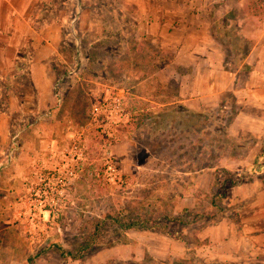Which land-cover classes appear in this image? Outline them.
Wrapping results in <instances>:
<instances>
[{"label":"rangeland","instance_id":"1","mask_svg":"<svg viewBox=\"0 0 264 264\" xmlns=\"http://www.w3.org/2000/svg\"><path fill=\"white\" fill-rule=\"evenodd\" d=\"M251 3L259 5V22L255 23L262 28L264 0H246L253 13ZM74 6L77 12L68 24V47L58 56L60 63L56 61L58 80L54 83L53 104L28 114L24 120L14 115V150L3 160L7 164L0 170V264H27L29 256L31 264H195V253H186L183 258L160 253H151L155 257L149 253L116 255L98 253L110 247L94 246L79 261L69 256L62 259L54 250V244H58L65 252L76 253L95 219L106 221L102 229L104 243H111L119 229L106 219V213H144L157 218L173 212L186 195L198 196L193 214L205 211L215 215L212 220L217 218L216 211L207 207L216 191L214 178L209 183L205 176L197 178L202 171L183 170L200 157V149L196 150L194 144L215 146L221 134L210 132L208 127L201 134L181 131L180 115L165 116V111L182 109L180 104L159 105L167 89L153 74L170 59V52L161 53L154 39L137 37L134 24L128 21L123 27L118 14L107 7L91 6L82 11L77 0ZM231 38V45L239 43L242 51L248 49L249 43L239 36ZM168 42L171 45L172 38ZM72 45L76 55L71 52ZM33 102L29 97L28 109ZM209 112L204 111L201 117L206 124L211 121ZM233 138L243 139L246 144L254 139L248 133ZM238 148L225 145L219 151L222 158L232 152L245 158L250 149L244 153V148ZM17 162L26 169L25 185L14 192L18 182L11 176L16 173L14 168L18 169ZM213 164L218 165V159ZM225 199L226 195L220 201L224 203ZM175 215L184 221L192 217L182 210ZM209 222V218L199 217L197 226ZM193 228L192 224H178L170 233L182 234L196 244L200 241L190 232ZM133 231L122 232L115 238L120 242L114 246L134 238L127 234ZM190 250L195 252L193 246ZM136 254L142 257L137 260Z\"/></svg>","mask_w":264,"mask_h":264},{"label":"crops","instance_id":"2","mask_svg":"<svg viewBox=\"0 0 264 264\" xmlns=\"http://www.w3.org/2000/svg\"><path fill=\"white\" fill-rule=\"evenodd\" d=\"M77 1L82 11L85 7L99 8L101 2ZM107 1L114 11L134 24L137 37L156 40L161 53L170 52L172 55L153 74L156 81L167 89L166 97L159 99L160 106L180 104L190 111L204 112L216 109L226 97H232L236 112L228 126L229 134L240 137L242 133H263L264 27L256 26L259 17L250 12L246 0ZM75 9L74 0L60 3L57 0H0V170L7 164L3 160L14 150V115L22 116L24 120L28 114L39 113L53 104L64 26L70 32L68 24L75 18ZM229 28L239 39L249 43L248 49L243 51V58L232 69L227 60V54L232 52L226 42L232 35ZM171 38L172 44L168 45ZM243 64L249 68L243 69ZM29 97L34 101L30 103V109L27 105ZM18 120L21 122L22 119ZM260 149L261 141L258 140L245 158H220L218 165L230 172L239 171L251 165ZM14 159H11L12 164ZM16 165L18 169L14 168L16 173L11 176L18 182L14 192L25 185L23 174L26 172L18 162ZM203 176L209 183L213 179L209 169L202 171L197 178ZM223 204L232 207L233 211L216 224L197 226V221L192 223L194 228L190 232L198 238L199 244L182 234L170 233L178 224L169 223V235L133 231L127 233L134 235L127 243L98 253H160L183 258L193 246L196 255L204 262L264 264L262 178L255 176L250 182L231 186ZM195 206V198L186 195L173 212L184 208L192 210ZM12 207L15 208L14 203ZM234 207L238 218L234 216ZM180 230L187 232L184 228ZM141 257L136 254L134 258Z\"/></svg>","mask_w":264,"mask_h":264},{"label":"trees","instance_id":"3","mask_svg":"<svg viewBox=\"0 0 264 264\" xmlns=\"http://www.w3.org/2000/svg\"><path fill=\"white\" fill-rule=\"evenodd\" d=\"M64 2H67L66 0H63ZM255 7L253 3H251V7ZM259 5L253 8L254 12L253 14H257L256 8ZM104 7H107L109 9V12L118 14L117 11H114L111 5V3L107 0H101L99 8L102 9ZM259 8V7H258ZM252 9V8H251ZM118 19L120 20V23L123 27H125L126 23H128L129 18L125 16H121L118 14ZM130 22V21H129ZM230 32V30H228ZM227 31V33H228ZM230 34H232L230 32ZM64 38L62 43V50L66 49L68 46V38L70 35V32L67 31V27L64 26V32H63ZM233 35H229L230 38L229 41L226 39L228 46L231 48V53L227 54V60L229 62V68L232 69L238 64V60L242 59L243 57V51L241 50V46L239 43H236L235 45H231L230 39H232ZM234 37V36H233ZM73 46V45H72ZM71 46V47H72ZM236 50H239L237 52ZM242 51V52H241ZM71 52L73 55H76L77 51L75 47L73 46L71 49ZM241 52V53H240ZM235 54L237 57L234 59L230 58L228 55ZM170 59H167L166 62H168ZM249 66L246 64H243V69H248ZM180 109L173 110V111H165L167 113L165 116L169 117L172 116H181V122L180 127L181 131L186 130V132L190 131H196L199 134H201L206 127L210 129V132L217 131L220 135V138L217 139V145H195V149H200L199 152V159H194L192 163H190L187 167L184 168V172L188 173L191 171H204L205 168L209 169L212 172V176L214 178L216 191L211 195L210 202L208 203L207 207H212L216 211L215 214H217V218L215 220H212V218L215 216L214 214L208 215L205 211H202L200 215L198 212L193 214V211L190 209H182V212L192 214V217L189 221H184L180 216L175 215L173 212L169 214H161L157 218H151L146 217L144 213H134V214H127V215H120V214H111L106 213L105 217L107 220L111 222V224H114L116 227H118L119 230L115 232L117 234L114 238V241L111 243H104L105 238L104 234L105 231L102 230L103 227L106 225L105 220L101 219H95L93 222L92 230L87 233V235L82 239V241L78 244L75 252H65L63 247L58 244H54V250L61 256L62 259H66L67 256H69L73 260H82L85 253L92 250L94 246L102 248L111 247L119 243L120 241L117 240L119 235H122V232H127L130 230L134 231H152L161 235H169L168 231V224L169 223H178L181 225H188L192 224L195 221L199 220V217L202 218H209L210 222L207 224H216L221 218L226 217L231 211H233L232 207H228L224 205L220 200L225 198L226 190L230 188L231 186H236L239 184H242L244 182H250L252 181L253 176H258L259 178H263L264 174V131L262 134H254V133H248L249 136H252L254 139L251 144L244 143L243 139H235L232 135L228 132V126L231 123V121L234 118L236 109L235 104L233 102L232 97H226V99L218 105V107L212 111H210L211 121L210 124L204 123L202 121L201 117L203 116V112H194L190 111L188 108L183 107L180 110L181 112L178 113ZM184 110V111H183ZM183 112V113H182ZM162 116H160L161 118ZM224 119L225 121H222ZM16 124V123H15ZM16 126V125H15ZM14 133L16 131V127L13 129ZM261 141V149L256 154L254 161L250 165V169H241L236 172H230L226 168H223L219 165H214L213 161L216 159H220L223 157V154L220 153V149L228 145L229 147H234L236 149H239L238 147L244 148L243 151L246 153L250 148H252L256 141ZM204 148V150H203ZM228 150V148H227ZM229 158L233 159H241L242 157L239 156L237 153H230L227 155ZM197 163V164H196ZM196 166V167H195ZM195 167V168H194ZM198 196H194L195 199H197ZM197 202V201H196ZM235 211V207H234ZM231 215V214H230ZM106 236V235H105ZM117 239L115 240V238ZM199 244V243H197ZM187 253H195L194 251L188 250ZM196 254V253H195ZM195 256V255H194ZM32 258L29 256L27 258V264H31ZM195 264H241L239 262H229V261H219V260H212L209 262H204L201 260L197 255L194 257Z\"/></svg>","mask_w":264,"mask_h":264}]
</instances>
